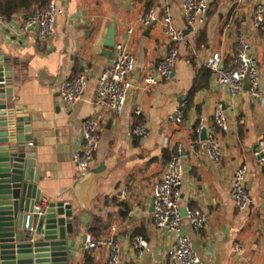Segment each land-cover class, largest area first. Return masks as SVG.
<instances>
[{
  "label": "crops",
  "instance_id": "obj_1",
  "mask_svg": "<svg viewBox=\"0 0 264 264\" xmlns=\"http://www.w3.org/2000/svg\"><path fill=\"white\" fill-rule=\"evenodd\" d=\"M168 1L174 24L186 33V39L179 47L174 77L150 87L143 85L144 78L157 75L158 64L170 48L163 30L165 0H58L62 12L49 42L39 39L37 28L21 31L26 20L22 14L0 24V51L12 65L13 97L7 104L14 117L29 118L24 125L30 131L24 135L31 136L43 203H78L76 186L82 178L74 154L81 148L86 119H98L100 133L90 170L101 165L117 167L98 182L92 208L81 212L75 224L81 253L70 264H108L106 248L86 253L82 238L89 233L116 239L121 264H167L177 236L155 225L151 206L155 184L179 145L184 148L182 211L191 208L208 215L201 236L193 232L187 217L180 233L190 236L203 264H212L217 236L225 233L230 240L221 246L222 264H264V161L257 154L258 140L264 134V98H254L249 92L234 97L216 82L212 71L209 75L202 71L216 52L223 55L225 67L232 66L237 37L243 33L258 60L264 93V30L251 28L252 11L264 0H212L206 22L197 27L184 18V0ZM152 8L157 19L144 27L142 18ZM112 36L116 44H127L136 60L129 78L132 87L120 114L95 94L100 75L115 59V47L114 57L105 53L111 50L107 44ZM79 75L87 77V91L78 103L67 105L60 87L64 80ZM197 78L204 87L192 91ZM183 102L187 103L185 120L174 124L169 114ZM217 102L223 104L229 124L228 131L220 134V163L208 157L205 143L197 145L199 156L191 148L197 124L202 120L208 127L213 125ZM137 124L147 126L145 137L133 134ZM242 164L248 167L251 198L245 212L236 210L231 193L235 171ZM136 235L148 243L140 257L132 249ZM236 243L243 244L242 254H236Z\"/></svg>",
  "mask_w": 264,
  "mask_h": 264
},
{
  "label": "built area",
  "instance_id": "obj_2",
  "mask_svg": "<svg viewBox=\"0 0 264 264\" xmlns=\"http://www.w3.org/2000/svg\"><path fill=\"white\" fill-rule=\"evenodd\" d=\"M212 0H184L183 14L188 25L191 27L201 26L206 22ZM163 18V30L170 42V48L166 56L159 62L157 75L149 74L144 78L143 85L150 87L159 83L160 80H170L174 77L179 57V47L186 39V33L178 29L174 24L169 1L165 0ZM58 0H49L45 8L27 18L22 26V32H28L31 28H37L38 37L43 42H49L55 35L57 18L61 13ZM156 11L150 9L142 18L144 27L150 26L156 21ZM5 22V17L0 14V24ZM251 28L264 30V2L257 4L251 14ZM207 67L215 74L216 82L229 89L234 97H241L249 92L254 98H264L261 89V73L257 58L254 56L251 44L245 34L237 37L236 54L232 66L223 65V55L213 53L207 60ZM136 69L134 55L125 43L115 45V59L113 64L106 68L99 77L96 88V98L105 101L111 111L120 114L127 101L128 93L132 87L130 75ZM248 78L250 89L246 90L245 81ZM88 88V79L85 75H79L63 81L60 87V96L67 105L78 103L84 97ZM187 103H180L171 114L169 120L174 124H181L185 120ZM140 112L138 111L137 114ZM213 125L208 127L201 120L196 128V141L191 145L195 156H199L197 145L205 143L208 157L215 163H220L223 157V147L220 134L229 129L228 119L221 102H217L213 112ZM206 131V138L202 135ZM148 128L144 124H137L133 128V134L137 137H145ZM81 148L74 154V162L79 176L86 175L91 167L100 145L99 121L96 118L86 119L81 127ZM32 144V143H31ZM184 148L179 145L172 156L168 168L163 177L155 184L154 198L155 209L153 219L155 225L163 230L175 233L177 242L169 251L167 264H203L195 251L190 236L180 233L182 221L188 218L193 232L201 236L208 223V215L197 209H187L185 216L182 211V196L180 186L184 174L183 163ZM258 153H264V134L258 140ZM264 161V156L262 157ZM248 167L240 165L234 174L231 193L233 205L239 212L249 209L251 198L247 186ZM124 197L128 191L124 190ZM108 250V264H121V246L114 238H100L94 234H87L85 251L93 253L97 248ZM132 249L137 257L147 251L148 243L142 235H136L132 241ZM236 254H242L243 244H235Z\"/></svg>",
  "mask_w": 264,
  "mask_h": 264
},
{
  "label": "water",
  "instance_id": "obj_3",
  "mask_svg": "<svg viewBox=\"0 0 264 264\" xmlns=\"http://www.w3.org/2000/svg\"><path fill=\"white\" fill-rule=\"evenodd\" d=\"M115 45L112 36L107 44L111 50L105 52L110 58L114 57ZM11 70V62L0 51V264H70L81 253L75 224L81 212L92 208L98 182L117 167L101 165L84 175L76 186L78 203L62 200L44 204L37 187L39 175L31 136L24 135L30 131L24 125L29 118L14 117L7 104L13 97ZM245 87L249 91L248 78ZM202 137L206 138V131ZM183 211L186 216L187 209ZM229 240V233L217 236L212 264H222L221 246ZM82 243H86V236Z\"/></svg>",
  "mask_w": 264,
  "mask_h": 264
},
{
  "label": "trees",
  "instance_id": "obj_4",
  "mask_svg": "<svg viewBox=\"0 0 264 264\" xmlns=\"http://www.w3.org/2000/svg\"><path fill=\"white\" fill-rule=\"evenodd\" d=\"M49 0H0V14L6 19H11L13 16L22 14L25 19L43 10ZM203 72L210 74L209 68L202 69ZM204 84L197 78L194 82L192 91L200 90ZM186 113V110H185Z\"/></svg>",
  "mask_w": 264,
  "mask_h": 264
}]
</instances>
